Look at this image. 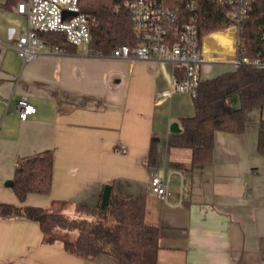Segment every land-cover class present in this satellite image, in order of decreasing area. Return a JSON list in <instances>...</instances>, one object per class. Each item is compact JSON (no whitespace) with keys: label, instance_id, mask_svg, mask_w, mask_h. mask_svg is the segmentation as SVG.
Masks as SVG:
<instances>
[{"label":"crops","instance_id":"crops-1","mask_svg":"<svg viewBox=\"0 0 264 264\" xmlns=\"http://www.w3.org/2000/svg\"><path fill=\"white\" fill-rule=\"evenodd\" d=\"M0 0V203L41 207L74 216L76 206H101L109 186L121 195L147 200L145 221L160 228L158 264H264V156L258 151L264 109L247 113L243 134L216 132L213 162L192 165L189 149L173 148L171 126L194 115L193 97L170 88L171 63L89 56L75 48L66 55L40 52L24 63L13 44L27 20L17 7ZM225 47L205 63L202 79L234 69V29L206 39ZM236 57L237 54H236ZM26 99L37 113L22 122L15 112ZM236 107L240 102L235 103ZM153 137L157 159L149 166ZM124 145L126 153L117 151ZM51 154L53 182L47 195L20 201L13 186L27 160ZM161 172L170 195L150 190ZM0 264H119L106 251L91 258L47 241L39 224L27 217H0Z\"/></svg>","mask_w":264,"mask_h":264},{"label":"trees","instance_id":"trees-1","mask_svg":"<svg viewBox=\"0 0 264 264\" xmlns=\"http://www.w3.org/2000/svg\"><path fill=\"white\" fill-rule=\"evenodd\" d=\"M24 0H6L4 7L13 9ZM123 0H87L83 12L91 25V47L104 55L119 46H138L140 38L134 32L129 12L116 7ZM198 5L197 23L202 35L224 30L234 22L228 18V4L214 0H167L179 8L185 4ZM94 21V23H93ZM238 57L264 62V0H254L247 16L241 20ZM41 38L68 51L77 47L68 44L63 34L49 32ZM239 101L240 106L235 103ZM195 113L181 118V132L174 133L171 146L189 149L192 165L213 162L216 132L243 134L247 128V113L264 109V68L241 65L214 78L202 79L193 97ZM158 137H153L149 152V166L157 159ZM258 151L264 156V119L259 125ZM54 158L51 154L27 160L18 169L13 189L20 201L30 194L47 195L53 182ZM147 200L142 196L121 195L109 190L105 209L101 206H76L74 216L41 207H17L0 203V217H27L36 221L47 235V241L61 240L65 249L77 256L91 258L99 252L113 254L119 264H158L160 228L145 221ZM75 234V236H74Z\"/></svg>","mask_w":264,"mask_h":264},{"label":"built area","instance_id":"built-area-1","mask_svg":"<svg viewBox=\"0 0 264 264\" xmlns=\"http://www.w3.org/2000/svg\"><path fill=\"white\" fill-rule=\"evenodd\" d=\"M85 1L87 0H24L19 3L17 12L27 20V27L13 47L21 60L24 63L31 62L40 52L48 55L68 54L66 48L41 38V34L55 32L63 34L68 44L80 49L84 55L110 56L131 61L168 62L173 65L176 73L170 88L156 93L155 99L160 102L177 93L194 97L202 80L203 65L221 61L218 57L225 53L223 44L211 45L213 57H207V37L234 29L232 54L235 57L230 64L234 68L241 65L264 68V62L259 59L236 57L241 48L239 24L247 16L254 0H214L218 4H228L227 16L234 25L207 35H202L197 23L198 5L194 2L185 4V12L190 15L187 17L182 15L179 8L168 5L167 0H123L116 10L124 8L129 12L134 32L141 42L138 46H119L108 55L96 52L91 47L92 23L88 14L83 12ZM65 13L70 15L65 17ZM15 112L22 122H26L37 113V108L30 101L22 99L17 103ZM117 151L126 153L127 149L124 145H119ZM150 190L163 200L170 195L168 184L161 172L152 176Z\"/></svg>","mask_w":264,"mask_h":264},{"label":"water","instance_id":"water-1","mask_svg":"<svg viewBox=\"0 0 264 264\" xmlns=\"http://www.w3.org/2000/svg\"><path fill=\"white\" fill-rule=\"evenodd\" d=\"M69 15H70L69 13H65V17H67ZM171 132L172 133H180L181 132V129H180L178 123L172 124V126H171ZM7 185L8 186H13L14 185V182H9ZM108 195H109V186H106L105 187V190H104L102 202H101V208L102 209H105L106 208L107 200H108Z\"/></svg>","mask_w":264,"mask_h":264},{"label":"rangeland","instance_id":"rangeland-1","mask_svg":"<svg viewBox=\"0 0 264 264\" xmlns=\"http://www.w3.org/2000/svg\"><path fill=\"white\" fill-rule=\"evenodd\" d=\"M74 236H75V234H74Z\"/></svg>","mask_w":264,"mask_h":264}]
</instances>
